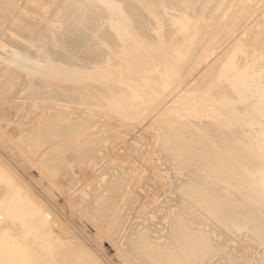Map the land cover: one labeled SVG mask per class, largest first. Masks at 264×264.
<instances>
[{
	"label": "bare ground",
	"instance_id": "bare-ground-1",
	"mask_svg": "<svg viewBox=\"0 0 264 264\" xmlns=\"http://www.w3.org/2000/svg\"><path fill=\"white\" fill-rule=\"evenodd\" d=\"M18 1L20 0H0L1 35L5 23H9L14 12H17ZM241 1L239 5L244 6L245 3L240 4ZM24 2V7L26 4L31 7L18 10L23 9L26 15L27 9L32 12L33 9V11L40 10L43 6L51 4L52 13L50 12L49 24L42 29L39 27L34 29L35 26L32 28L37 35V40L27 42L29 45L27 50L16 48L11 55L10 50L0 44L4 50V54L0 53V60L10 64L16 73L26 72L35 79L33 86L29 83H23V86L21 84L19 92L17 89V94H14L16 98L11 95L10 99L18 100L22 93L30 88H36V93L39 92V95L36 94L34 97L35 92L32 94L31 89L32 95L29 94L34 99L44 100V102L51 99L52 104H54L52 100L58 99L74 106L73 110H70L71 107L65 110L64 107L65 109L62 108L58 112L60 109L57 106L58 111L49 112L52 111L49 108V111L39 112L42 129H36L35 136H30L23 141L28 147L26 151H29L30 158L37 160L38 156L46 152L41 160H38V167L40 171H44L46 177L57 182L56 186L63 192H66L63 189L66 185L70 183L74 185L75 179L58 181V178L63 170L69 168L68 152L81 144L80 141H68L80 138L82 133L80 124L84 121L90 131L97 127V115L89 112L100 111L125 122L138 120L144 112L137 98H150L143 81L157 84L159 95L164 96L180 81V78L188 74L187 72L199 59L205 56L217 38L224 37L223 35L227 34L230 28L239 24L240 18L239 14H235L232 16L234 18L228 22L222 21L217 11H220L221 4L228 3L224 0H59L58 2L28 0L27 3ZM37 2H39L38 6ZM232 2L234 4V1ZM249 3L251 4L250 1ZM224 7L220 9L223 11ZM229 7L228 5L227 8ZM248 7L246 5L244 8L250 11L251 7ZM232 9L223 12V16ZM42 11L45 12V9ZM25 13L20 12V15L16 13L18 14L16 22L21 24L17 26V29H13L15 31L13 33L18 39H22L18 33L20 28L23 25L27 26ZM219 13L221 15V11ZM241 13L243 11H240V15ZM207 14L211 22L201 28L197 20L203 15L207 17ZM181 18L195 20L194 26L187 28L188 31H194L188 35L192 39L185 46L184 38L179 36L184 23L175 25ZM30 24L28 23V26ZM159 24L170 27V34L177 36L178 39L168 42L158 51H150L146 48V44L153 37L158 38L155 35H157ZM207 26L213 27L212 31L202 32ZM9 31L8 29L7 32L10 34ZM254 33L255 35L251 36ZM252 34L245 39L240 38L236 48L228 52L223 61L213 64L193 86L189 87L191 93L199 97L204 96V91L207 89L209 92L207 100H210V103L181 99V104L176 111L157 117L151 124V128L156 131L155 134L161 137L160 146L166 151V154L160 153L159 158V163L164 161L163 165L166 169L160 168L161 171L164 170L162 174L170 178L173 174L172 168L183 172L181 174L183 178L180 179V184L174 183L173 178L169 179L173 181H170L165 195L164 203L167 201L166 206H168L165 213L161 214L162 211H158L159 214L156 213L157 210H161L160 204L157 205L158 209L154 207L149 210L150 207H147V211H150L148 213L154 215L153 219L144 217L147 212L146 209L144 210L145 205L143 208L145 212L141 214L142 209L141 213L139 212V219L142 218V220H137L139 222L133 224V229L130 230L131 236H128L129 238L126 236L129 241L123 238L124 243L127 244L122 245L125 246L123 249L125 253L121 251L127 256L121 258L127 257V263L131 261L133 264H215L212 262L213 257L225 253L227 259L229 258L227 255L232 253L231 249H229L231 252L222 249L224 248L221 245L223 238L227 239L230 235L244 233L248 235L245 237H249L259 247H263L258 262L257 260L255 262L264 264V46L260 45L264 28L253 30ZM10 38L12 39L11 36ZM31 50L32 52H29ZM184 52L194 56L190 60H184L181 57ZM174 66L179 68L178 73H173ZM2 71L4 68L0 64V72L3 73ZM14 81L11 77L7 84H4L6 86L4 89L11 87ZM12 86L14 87V83ZM15 86L18 88L16 84ZM37 95L39 97H36ZM7 96L10 95L7 94ZM3 98L5 99H1L4 101L0 99V102L4 103L9 99V97L6 99V96ZM24 98L27 97L24 96ZM80 107L84 108V111L80 112ZM202 113L213 117L215 122L208 123L210 121L201 119ZM171 134L179 135L175 142L169 138ZM237 139L241 140L243 145L236 146ZM107 140L108 136L96 137L93 141L87 140L83 146L85 149L80 151L78 157L83 163L97 168L101 161L100 151L97 150V146H93V143L98 141V144H101ZM22 147L24 148L23 145ZM155 158L153 162L157 161ZM243 173H249V177L244 178ZM13 181L9 174L0 170V187L4 186L5 190L12 187L11 190L9 189L10 193L0 196V264H47L49 260L52 264H57L58 260H52L54 255H57L56 259L67 258L71 264L97 263L89 258L90 254L87 257L81 252L82 249L79 250L74 243L75 240L72 242V238L69 239L68 230L63 227V224L56 225L47 221L49 214L42 212L41 208H44L42 204L26 196V191L20 185V188L17 187ZM106 184L111 190L113 189L112 192L115 193L113 196H116L118 202L119 198L124 200L123 203L119 202L125 205L121 219L115 216L118 211L116 209L117 213H115L113 209L115 207L112 208L114 201L111 202L110 208V211H113L112 214H109V211L103 213L102 209H98L104 205L106 207L104 208L108 210V199L102 197L98 198L100 201L97 200L96 181V187L91 188V193L84 189L79 191L80 196L76 195L80 199V205L86 209L94 199L95 204L97 201L103 204L100 206L97 203L99 207L96 206L97 210L94 211L90 205L93 213H89L88 216L101 230L108 232L111 240H115L117 236H121V230L131 217L128 212L133 211L136 202L133 199L129 200L132 189L129 187V180L127 181L123 176L109 174ZM134 188L136 187L133 186ZM60 189H58L59 192H61ZM73 189L67 187V191ZM89 194L92 195L89 196ZM170 200L175 204L171 205ZM108 202L109 205L110 201ZM94 203L91 204L95 206ZM168 214L172 215L166 223L168 226L163 225ZM114 216L117 219L112 223ZM27 220H31V224L28 225ZM151 221L152 224H150ZM3 227H6L5 230H2ZM18 227L26 229L30 236L38 237L36 239L39 244L36 241L37 245L35 243V246L32 245V239L30 243L26 242L29 240L27 237L26 240L24 238L27 236L26 233L22 235L23 242L19 238H13V236L11 238L12 230ZM161 232L165 234L162 235ZM20 233L22 234V231ZM59 236H64L67 240ZM218 237H220L219 240ZM240 237L236 239L240 240ZM219 243L222 248L218 247ZM119 253H121L120 250ZM33 257H39L42 260L45 258L47 261L43 260L42 263L37 259L38 263H34ZM220 262L222 263V260ZM224 262L226 264L228 261L224 260Z\"/></svg>",
	"mask_w": 264,
	"mask_h": 264
},
{
	"label": "rangeland",
	"instance_id": "rangeland-1",
	"mask_svg": "<svg viewBox=\"0 0 264 264\" xmlns=\"http://www.w3.org/2000/svg\"><path fill=\"white\" fill-rule=\"evenodd\" d=\"M20 1H23V0H20ZM20 1H18L17 5H16L17 12L15 11L14 12L15 14L13 16L15 18L14 19H13V17L11 18L14 21L11 20L9 23L8 22L5 23V26L3 24L5 30L3 29V34L2 35L0 34L1 35L0 40L2 39L0 41L1 46H4V47L6 46L5 48L10 50L9 54H11V55L13 54V50H15L16 48H20L21 50H27L28 46H29V45H27L28 44L27 42H32V41L37 40L36 39L37 35L35 34L34 29L38 28V27L40 29H42V28H44V26L48 25L49 24L48 21H49L50 16H51L50 12L52 11L51 4H47L46 6H43V8L45 9V12L42 11V10H44L43 8L40 10L37 9L35 11H33L34 10L33 9L32 12L29 9H27V12L30 14L27 13V15H26V13L24 12L23 9H25L26 7L29 8L30 5L26 4L25 5L26 7H24L23 5L25 4L24 1H26V3H27L28 0H24L23 1L24 3L20 2ZM58 1L59 0H55V2H58ZM225 1L228 3H226V5H225V3H224V5L221 4L220 8H223L224 6L226 8L224 7L223 11H222V9L219 8V10L221 11V15L219 13L220 11H217L218 15L221 16L222 21L224 23L228 22L230 19L234 18L232 16H235V14L236 15L239 14V17H240L239 19H241L242 21H240L238 19L239 24L237 26H235V27L233 26L232 28H230L229 32L227 34L223 35L224 37H221L222 35H220L221 38H219V39L217 38L216 42L211 46V48L205 54V56L202 59H199L198 62L190 69V71L187 72L188 74L185 73L186 75H184L182 78H180V81H178L176 83V85H174L168 91V93H166L164 96L159 95V86L157 84H153L149 81H143V83H145V85L147 86V94L150 98L149 99L137 98V101L140 103V106L142 107L143 112H144L143 115L141 117H139L138 120H135L133 122H125L124 120H122L120 118H117L113 115L104 114L100 111L89 112V113H93V114L97 115V127H96V129L90 131L89 127L86 126L85 121H84L80 124L81 125L80 130L82 132L80 138H76V139H73L71 141H68V142H79L80 141L81 144L79 146H76L75 148H73L72 150H70L68 152L69 154L67 156V161H68L69 168L66 170H63L60 177L58 178V181H69V180L75 179L74 185L72 183H70V185H66L63 188L64 190H66V192L65 191L63 192L62 189H60L58 186H56L57 182H54V180H52L51 178L49 179L48 177H46L47 175H45L44 171L43 172H42V170L40 171V168L38 167V164H39L38 162L41 160L42 156H44V153H46V152L41 154V156H38L40 158L37 157V160L30 158L31 155H30L29 151L28 152L26 151V150H28V147L23 143V141H24V139L26 140L30 136H35L37 130L42 129V124L40 123L41 121L39 119L41 113H39V112H41V111L46 112V111H49L50 109L52 111H49V112H53L55 110L58 111L59 109L60 110L58 112H60L62 110V108H64V107L66 108V109L64 108L65 110H67V108L69 110L70 107H71L70 110H73L74 106H72L71 104H68L69 102H67V103L61 102V100L58 101V99H54L56 101L52 100V102H54V104L50 103L51 99L46 100V102H44V100H40V99L38 100L37 98L34 99L31 96L34 92L35 93L33 94V96L36 94L39 95V92L36 93V90H35L36 88H30L31 90H33V92L30 89L27 90V88H26L27 94H26V92L22 93V95H20V97H21L20 99H18V100L13 99V98H16V95H14V94H17V91H16L17 89L19 92V88L21 87V84L23 86L24 84L29 83V85L33 86L35 84V81H34L35 79L31 78V76L29 74H27L26 72L16 73L10 64L6 63L3 60H0V64L4 68V71H2L3 73L0 72V96H2L1 97L2 99H5V98H3L4 96H6V99H7V97H9V99H7L6 102H4V103L0 102V129H1L0 130V170L4 173H7L10 175L12 178V181L14 180L13 182H15V184H17L16 186L19 188L21 186V188L26 191V194H25L26 196H28L30 199L34 198V199H32L33 201L36 200V202H38V204L39 203L42 204V206L44 207V208H41L42 212L44 211V214L46 213V215L49 214L48 215L49 220L47 219V221H51L56 225L63 224V227H65L68 230L67 234L70 237V238L69 237L68 238L69 239L72 238V242H73V240H75L74 243L79 248V250L82 249V251L81 250L80 251L83 254H85L87 257H89L91 255L92 257L90 256L89 258L92 261L94 260L95 263L97 262L98 264H124V263L133 264L131 261L130 262L128 261V263H127V260H126V259H128L127 257H125V259L123 258L124 260L121 258V257L127 256V255L123 254V253H125L123 251L125 246H122V245L127 244V243H124V240L128 236L129 237L131 236L130 230L133 229V224L142 220V218L139 219V217H140L139 212L141 213V211L144 208V205H145L144 210L146 209L145 211H147L148 206L150 207V208L148 207L149 210H151V208H154V207L157 208V205L159 206V204H160L159 209H161V210H157L156 213L159 214V212H161V211H162L161 214L165 213V210L167 209L166 207H168V206H166L167 201L164 203V200H165V195L168 192V186H170L169 184H170L171 180H169V179L173 178L174 181L173 180L172 181L174 183L176 182V184L181 183L180 179L183 178L181 176V174H183V172L181 173V172L175 171L174 169L171 168V172L174 175L171 174V172H170V174H171L170 178L165 177L164 174H162L164 172V170L163 171H161V170L165 169V167L163 165L164 161L163 162L160 161L162 164L159 163V158L161 157L160 153L166 154V151L164 148H162L160 146L161 137L160 136L158 137V135L155 134L156 131H154V129L151 128V124L155 121V119L157 117L164 116V114H168L171 111H176V109L181 104V99L197 100L196 102H198V103L205 102V101H206V103H210V100H207V95L209 93L207 89L204 91V93H205L204 96L199 97L196 94L191 93L189 87L193 86L198 81V79L201 76H203L210 69V67L213 64H215L218 61H223L226 58L227 53L236 48L237 43H238L240 38L245 39L247 36H250L252 34L253 30L256 31V29L264 28V4H263L264 0H247V2H246V0H245V2H244V0H242V1L238 0V2H237V0H230L231 2L229 0H224V2ZM232 1H234V4ZM239 1H241L240 4L244 5V3H245V5L244 6L239 5ZM249 1L251 2V4L249 3ZM257 2H258V4L260 3L259 4L260 6H258ZM252 3L257 4V5H254ZM261 3H262V6H261ZM36 4L38 6L39 2H37ZM227 4L230 6L229 8H227L228 7ZM233 5L237 6V7H234ZM238 5H239V8H238ZM246 5H247V7L249 5L248 8L251 7L250 11H249V9L244 8V7H246ZM253 6H255V7H253ZM9 8H11V7H9ZM21 8H23V9L18 10ZM230 8L231 9L233 8V9L231 11H228L227 15L223 16V14H224L223 12H226L227 9L229 10ZM258 8H259V10H257ZM244 10L246 12H244ZM19 11L21 12V14L25 13L26 16L24 15L25 16L24 18H27V19H25V21L27 22L26 23L27 26L23 25L18 32V33H20L19 36L22 39H18L15 36V33H13V32H15L13 29H17V26H19V24H21V23L16 22L18 14L20 15ZM238 11H239V13H238ZM240 11L241 12L243 11V13H241V15H240ZM1 13L2 12L0 11V14ZM16 13H18V14H16ZM230 14H231V16H230ZM243 14H245V15H243ZM205 15L201 16V17H203V19L200 17L202 20L200 18H199L200 20L199 19L197 20L199 22V24H201L200 25L201 28L203 25L206 26L209 22H211V20L209 19L210 18L209 14H207V17ZM242 15L244 17H242ZM208 16H209V18H208ZM223 18H225V19H223ZM208 19H209V21H208ZM28 23L29 24L31 23L30 26H28ZM180 23H184L183 29H182L179 36H182L184 38L183 45L185 46V44L190 39H192L188 35H191V32L194 31V30L188 31L187 28L191 27L192 25L194 26L195 20H194V18H183V19L181 18L178 20V22L175 25H178ZM13 24L16 26L14 27ZM33 27H34V29H32ZM8 29L10 30L9 31L10 34L7 32ZM170 29H171L170 27L167 28V27L159 24L157 26V35H155V36H158V38L153 37L152 40L146 44V48L149 49L150 51H154V50L158 51V49H160L161 47L166 45L168 42L176 41L178 39V37L170 34V32H169ZM212 29H213V27L207 26V27L203 28L202 32H205V33L209 32L210 33L212 31ZM11 30H12L13 35L11 33ZM5 33H6V36L8 35V37L5 36ZM16 33H17V31H16ZM254 35H255V33L252 34L251 36H254ZM10 36L12 37V39L10 38ZM14 37L16 40L14 39ZM260 45L264 46V36L261 37V44ZM0 49L2 50L3 47H0ZM190 51H192L191 48H190ZM2 52L4 54V50L0 51V53H2ZM29 52H32V50ZM193 56H194V54L187 53V52H184L181 55V57L184 60H190ZM178 71H179V68L177 66H174L173 67V73H178ZM11 77L13 78V81L15 79V81L12 82V85L14 83V87L11 85L12 91L14 93H12L10 86H8V88H5L8 92L5 91V89H4V87H6V86H4V84H7L8 80ZM15 84L18 86V88L15 86ZM5 92L10 96H7V94H5ZM31 92H32V94H31ZM3 94H5V95H3ZM29 94H31V95H29ZM11 95L12 96L14 95L13 98H11L13 102L10 99ZM38 95L36 97H39ZM24 96L27 98H24ZM28 96L30 97V99ZM2 101H4V100H2ZM30 101H32V102H30ZM47 101H48V103H47ZM14 103H15L16 108L15 107L13 108ZM28 103H30V104H28ZM67 104L70 106H68ZM28 105H30V106H28ZM35 105H37V106H35ZM57 106L59 109L57 108ZM55 107H56V109H53ZM46 108H48V110H46ZM82 111H84V108L80 107V112H82ZM33 112L36 114H34ZM16 114L19 116V118ZM200 118L203 120L210 121L208 123H214L215 122L213 117H211L209 115H205L203 113H202V117H200ZM103 136H108V140L104 141L106 143L103 142L101 144H98L99 143L98 141H95L93 143V146H97V150L100 151L99 152V154H100L99 158L101 160L100 164L97 165V168H96L90 164L87 165V163H83V161H81L80 158L78 157V154L80 153L81 150L85 149L83 146L86 143V141L89 139H90V141H93L94 138L103 137ZM178 137H179V135H174V134H171L169 136V138L173 142H175V139ZM22 145L24 146V148L22 147ZM235 145L236 146L243 145V142L241 140L237 139L235 141ZM28 154L30 157L28 156ZM155 156H156V158H155ZM154 158L157 159V161L155 160L153 162ZM155 162L159 163V164L157 165ZM154 163L156 166L154 165ZM160 164H161V166H160ZM109 166H111V168H109ZM107 168H109L110 170L109 169L107 170ZM160 168H161V170H160ZM106 170L109 171L108 174H107ZM167 170L170 171V169H167ZM173 170H174V172H173ZM39 171H40V173H39ZM117 171H118V174H116ZM104 172L108 176H106ZM112 173L113 174L115 173V175L123 176L124 178H126L127 181L129 180V183H130L129 187L132 189L129 200L133 199L136 202L134 204L133 209H132L133 211L131 210L132 212H130V213L128 212V214L131 215L129 220H127L129 223L126 222L127 224L124 226L125 228L123 227V229L121 230V232H122V234H120L121 236H119V237L117 236V238L115 240L114 239L111 240V237L108 236L109 235L108 232L106 230H103V229L101 230V228L98 225H96V223H94L93 220L88 216L89 213L92 212L90 210L91 208L94 211L96 209V206H97V208L99 207L98 205L101 206L102 203L98 202V201H100L98 198L104 197V198L108 199L107 200L108 210L105 209L106 207L103 204H102L103 207L101 206L102 208L100 207L98 209H100V210L102 209L103 213L104 212L108 213V211H109V214L110 213L112 214L113 211H110V208H111V205L113 204L112 208L115 207V208H113V209H115L114 210L115 213H117V211H118V214H115V216L117 215L118 217L117 216L116 217L120 218V219L123 217L122 213L125 209V205L123 206L120 203H123L124 200H122V199L120 200V198H119V202H120L119 203L118 200H116V198H115L116 196H113L115 194L114 192H112L113 189L111 190V188H109V185L106 184V181L109 179V174L111 175ZM123 174H125V175H123ZM242 175L244 178L249 177V173H243ZM180 176H181V178H180ZM42 177H44V178H42ZM8 178L9 177L7 176V179ZM8 180H10V178ZM76 180H77V182H76ZM95 181L97 184L96 185L97 186L96 192L98 195L97 196L98 201L95 204L94 203L95 199H94L93 201L90 202L89 208L86 209L83 207V205L82 206L80 205L81 204L80 199H78V195H76V194H79V196H80L81 192L79 193V191H83L84 189L88 190V192L91 193L93 187H96ZM53 183L55 185H53ZM91 184H93V185H91ZM133 186L136 188L133 189ZM56 187H58V188L56 189ZM67 187H71V189L72 188H74V189L71 191H67ZM77 187H78V189H77ZM129 187H128V189H129ZM10 188H12V187H10ZM54 188H55V190H54ZM9 189L7 188V190H5V187L1 186L0 187V196H5L6 194L10 193L11 189L10 190ZM51 189L53 192L51 191ZM58 189H60L61 192H59ZM75 191H77V192H75ZM91 195L89 194V196H91ZM79 198H81V197H79ZM109 198H111V200ZM106 199H105V201H106ZM108 201H110L109 205H108V203H109ZM115 201L118 204V206L115 203ZM92 202L95 204V206H93L91 204ZM111 202H113V203L111 204ZM171 202H172V203H170L171 205L175 204L173 201H171ZM97 203H98V205H97ZM119 204L122 206H120ZM161 204H163V205L161 206ZM90 205H91V208H90ZM115 205L119 208H117ZM121 207H123V208L121 209ZM103 208H104V210H103ZM80 209H81V211H79ZM116 209H117V211H116ZM120 209H121V211H120ZM144 210L141 214H143L145 212ZM119 211H120V213H119ZM148 212H150V211L145 212V214ZM145 214H144V217L147 216L146 217L147 219L150 217H151V219L154 218L153 217L154 215L152 216L150 213H148L147 215H145ZM115 216L111 220L112 223H114L115 219H117ZM159 216H161V215H159ZM170 216H172V215L170 214ZM170 216L168 214L167 219H165L166 222L164 221V223L163 222H161V223H163V225L168 223L167 221L170 220V218H171ZM151 219H149V221ZM107 220H109V219L107 218ZM133 220H134V222H133ZM137 220H139V221H137ZM57 221H59L60 223H58ZM152 223L153 222L151 221L150 224H152ZM27 224L28 225L31 224V220H27ZM166 225L168 226V224H166ZM160 226H158V227H160ZM109 227H111V225ZM5 228L6 227H3L2 230H5ZM57 230L59 231V229H57ZM13 231L16 234H14ZM19 231L20 232L22 231V234ZM158 232H160V230ZM24 233L27 234L28 233L27 230L26 229L24 230L23 227L22 228L18 227L16 229L12 230L10 237L12 238V236H13V238H17V239L19 238V239H21L20 241L23 242L22 238L24 236ZM163 233H162V235L165 234V233L164 234ZM16 235L19 237H17ZM236 235H230L227 239L223 238L221 245H223L224 248H222L220 243H219L220 246H218L219 248L221 247L222 249H224L226 251H229V252L232 251L231 254L227 255V257H229V258H227L228 260L226 259L225 253H223V254H221V256L224 259H222V257L219 255L215 256L212 258L213 263L225 264L224 260L228 261L226 264H243V263L244 264H249V263L250 264H254V263L256 264L258 262V259L260 258L259 257L260 251L263 249V247H261V246L259 247L254 241L250 240L249 237H245L247 234H244V233L240 234L242 238L240 237V235H238V234H236ZM32 236L34 239L32 238ZM26 237L29 238L28 241L26 240ZM59 237L64 239V240H67V238L64 236H59ZM237 237H240V240H239V238L236 239ZM24 238H25L26 242H28V243H30L31 239L34 240L33 242L31 240V244L33 245L37 241L36 238H38V237H36L34 235L30 236L29 234H27V236H24ZM119 238H120V240H119ZM123 238H124V240H123ZM128 238H127V240H128ZM233 238L235 240H232ZM219 239H220V237H218V240ZM226 240H228V241H226ZM118 241H120V242H118ZM116 242H118V244H116ZM215 242H218V241L215 240ZM36 243L39 244L38 241ZM78 243L80 244V246H78L79 245ZM35 244H34V246H35ZM119 247H121V248H119ZM258 247H259V249H258ZM229 249H231V251ZM119 250L121 253H119ZM121 250L123 251V253ZM84 251H85V253H84ZM77 253H80V252H77ZM88 254H90V255H88ZM56 258H57V255L52 256V260H56V261L58 260L59 261V262L57 261V264H71L68 261V259L65 257H63L61 259H56ZM37 259L41 260V262L43 260H45V258L42 260V258L39 259V257H37V258L33 257V260H34L33 262L38 263ZM235 259H237V260H235ZM219 260L220 261L222 260V263ZM256 260H257V262H255ZM45 261H47V259ZM47 264H52V261L49 260L47 262Z\"/></svg>",
	"mask_w": 264,
	"mask_h": 264
}]
</instances>
